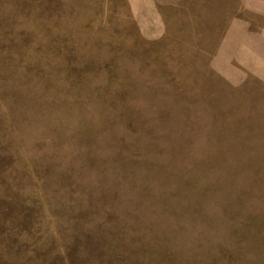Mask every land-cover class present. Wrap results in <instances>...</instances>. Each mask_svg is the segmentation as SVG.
I'll use <instances>...</instances> for the list:
<instances>
[{"label":"rangeland","instance_id":"1","mask_svg":"<svg viewBox=\"0 0 264 264\" xmlns=\"http://www.w3.org/2000/svg\"><path fill=\"white\" fill-rule=\"evenodd\" d=\"M0 264H264V0H0Z\"/></svg>","mask_w":264,"mask_h":264}]
</instances>
